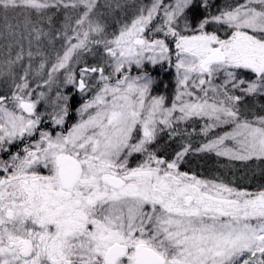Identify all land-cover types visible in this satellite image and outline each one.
<instances>
[{
	"label": "snow or ice",
	"instance_id": "obj_1",
	"mask_svg": "<svg viewBox=\"0 0 264 264\" xmlns=\"http://www.w3.org/2000/svg\"><path fill=\"white\" fill-rule=\"evenodd\" d=\"M0 264H264V0H0Z\"/></svg>",
	"mask_w": 264,
	"mask_h": 264
},
{
	"label": "trees",
	"instance_id": "obj_2",
	"mask_svg": "<svg viewBox=\"0 0 264 264\" xmlns=\"http://www.w3.org/2000/svg\"><path fill=\"white\" fill-rule=\"evenodd\" d=\"M209 166H211V162H209Z\"/></svg>",
	"mask_w": 264,
	"mask_h": 264
},
{
	"label": "rangeland",
	"instance_id": "obj_3",
	"mask_svg": "<svg viewBox=\"0 0 264 264\" xmlns=\"http://www.w3.org/2000/svg\"><path fill=\"white\" fill-rule=\"evenodd\" d=\"M129 11H131V10H129Z\"/></svg>",
	"mask_w": 264,
	"mask_h": 264
}]
</instances>
